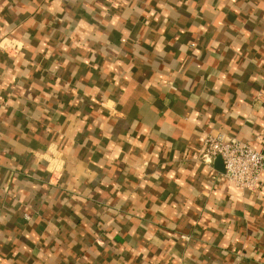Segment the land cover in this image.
<instances>
[{"label":"crops","instance_id":"crops-1","mask_svg":"<svg viewBox=\"0 0 264 264\" xmlns=\"http://www.w3.org/2000/svg\"><path fill=\"white\" fill-rule=\"evenodd\" d=\"M264 0H0V264H264Z\"/></svg>","mask_w":264,"mask_h":264},{"label":"built area","instance_id":"built-area-1","mask_svg":"<svg viewBox=\"0 0 264 264\" xmlns=\"http://www.w3.org/2000/svg\"><path fill=\"white\" fill-rule=\"evenodd\" d=\"M199 157L211 164L216 157L224 163L222 175L240 188L257 190L264 173V152L222 131H211L202 139Z\"/></svg>","mask_w":264,"mask_h":264}]
</instances>
